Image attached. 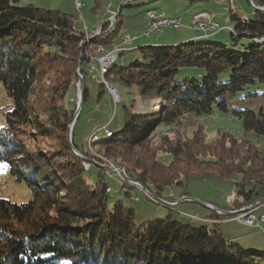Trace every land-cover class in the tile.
Segmentation results:
<instances>
[{"label": "trees", "instance_id": "trees-1", "mask_svg": "<svg viewBox=\"0 0 264 264\" xmlns=\"http://www.w3.org/2000/svg\"><path fill=\"white\" fill-rule=\"evenodd\" d=\"M249 1L250 17L227 6L233 22L226 27L228 36L209 38L222 30L218 23L210 33L200 29L204 39L146 44L122 52L117 59L132 50L140 57L125 66L114 61L103 77L113 86H135L147 106L131 111L133 105L124 104L121 129L105 126L104 137L96 133L93 147L87 145L85 151L75 141L79 115L69 136L78 100L71 81L78 80V68L84 79L82 108L88 96L82 51L115 41L121 9L112 24L100 23V34L85 38L71 14L0 0V82L12 100L0 126V160L13 165L11 173L25 181L32 194L31 200L20 203L0 198V264H264V251L242 247L223 235L219 221L229 216L210 210L213 224L194 226L172 219L169 212L164 218L136 223L134 208L121 198L108 205L110 188L101 167L96 183L85 179L92 163L88 160L99 166L104 157L123 169L125 177L118 174L120 187L133 188L131 182H139L173 203H163L167 207L177 200L162 192L177 186L180 197L189 196L185 181L195 175L235 178L234 203L216 207L223 212L264 198V150L249 139H264V10L255 8L264 6V0ZM47 72L60 76V82L52 92L40 88L36 102L34 89ZM239 92L241 99L262 96V105L254 111L229 103L228 96ZM69 94L76 98L63 104ZM214 109L237 118L242 135L220 131L208 142L201 124H196L192 138L161 134L160 143L151 146V136L161 133L160 128L177 132L192 114H211ZM158 152L171 156L168 165L156 159ZM201 164L217 168L201 172ZM189 217L201 220L195 214Z\"/></svg>", "mask_w": 264, "mask_h": 264}, {"label": "rangeland", "instance_id": "rangeland-1", "mask_svg": "<svg viewBox=\"0 0 264 264\" xmlns=\"http://www.w3.org/2000/svg\"><path fill=\"white\" fill-rule=\"evenodd\" d=\"M27 2H31L36 6H42L43 8L47 9L48 7L53 5L58 7L59 10L73 15L75 26L80 27L79 29L83 31H86L87 35L91 34L93 26L97 27L101 22L108 20V17H106L108 13L115 14L117 10H119V6L123 2H125L126 5L120 8L121 26L119 28L118 34L115 37L116 42L120 41L125 30H127V32H130L131 34L139 33L140 30L143 29L144 23L146 21L145 12L150 8L162 10L168 16L178 15L176 17H179L182 20V27L166 28L159 34L160 37H169L167 38L169 39L168 41H172V39L175 38L176 42H173L174 44L181 43V41L176 37H178L184 30L183 22L185 21V16H182V13L186 10L188 11L189 9H194L196 11H200L201 13L206 11L212 13L213 15L217 14L218 22H221L222 20H228L230 24H232L233 22H231L227 13L226 8L228 5H230L231 9L234 12L239 13L240 15H242V10H246L248 12H251L253 10V6L251 5L249 0H120V2L119 0H100V3L98 2L99 4H97L96 0H83L84 5L80 9L82 19H79L78 13L76 12V9L74 8L71 0H19L18 4H26ZM223 33L225 35L227 34V36L229 35V32H227V30H223ZM243 41L248 42L249 40L248 38H244ZM106 47L109 48L108 46ZM130 47H127V49H129ZM132 48L134 47L132 46ZM82 52V57L84 56L83 62L86 66L87 63H85V58L86 56H88L87 53L89 54L93 52H90V50H84ZM139 57L140 55L136 50L127 51L121 57L116 59L114 63L120 66H125L135 59H138ZM80 59L82 58L80 57ZM75 72L78 80H76V78H73L71 81V87L72 90L75 89L78 98V104L79 98L82 97L81 92L84 79L82 78L78 68L75 70ZM103 76L96 71L89 72L86 68L85 83L88 88V96L84 101L82 108H80L78 121L74 130L76 143L81 149L85 151L86 149H88V147L92 148L93 142L97 140L94 139V137H90L94 135V133H97L100 138L104 137L105 130L103 129V127L106 126L111 131H117L121 129L124 122V104L128 106H131L132 104L133 106L130 107L131 111H137L139 110V107L141 108L147 106L145 102L143 103L140 100L138 91L135 86H113L110 85V82ZM59 82L60 76L56 74L53 75L51 72H47L42 79V85H38L34 89L33 94L38 95L35 99L36 102H40V88H47L48 90L51 89L50 92H52V87H55L57 84H59ZM101 83L102 86H100ZM99 91H103V93L99 94L98 97ZM47 94L49 95L47 96V98H50V93ZM241 94L242 93L239 92L235 95L228 96V102L235 103L238 108H247L254 111H257L262 105V96H255L252 98L245 97L244 99H241ZM118 95L121 96L120 101H118ZM72 96L73 98H76L74 94H69L64 98L63 104L71 100ZM38 106H40L39 103ZM11 108L12 100L6 95V92L0 82V126L4 125L6 114ZM183 123L185 125L177 132L167 130L165 127L160 128L161 133L151 136V146H157L160 143L159 138L161 134L167 138H173L174 136L181 139L192 138L193 133L197 129V127L195 126L196 124H201L202 132L205 135V140L208 142L216 139L220 131H229L236 136L242 135L240 121L231 113L222 112L216 109H214L211 114H192L189 117V121H183ZM69 136L71 137L70 133ZM249 139L253 142H257L260 148L264 150V139L256 137H249ZM90 152L94 155H97L92 150ZM170 157L171 156L165 152H158L156 154V159L164 165L169 164V162L171 161ZM102 160L106 161L107 164L112 165V162L104 159V157H102ZM178 161L179 164H183L182 159H179ZM191 162L197 164L195 160ZM87 165L88 162L84 163V167H88ZM185 165L186 163L183 165V167H185ZM213 165L214 164H201L199 165V171L204 172L205 170H207V172H209L210 170H214L210 168H217L213 167ZM12 166L13 165L8 161L0 160V198H4L17 203L27 202L32 199L31 191L25 181L17 180L16 177L11 173ZM100 167L102 168L103 181L110 188V191L107 193L108 205L112 206L117 199L121 198L122 202L125 205L132 206L134 208V220L136 223L147 219L164 218L168 215L169 212H171V218L174 220L190 223L194 226L201 225V220H205L211 222L212 225L213 220H211L208 216L206 218H202V216L205 215L204 212H207L206 215H208L211 211H214L215 214L229 216L228 218L219 221L221 232H223V235H225L226 238H235V241L242 247L257 251H264L263 230L261 228L248 226L240 222L241 214L247 211L243 210L240 212V209L244 206L239 209L227 210L225 212L216 208H227L229 207V204L231 206L234 203L233 200L235 178L220 179L211 175L190 176L185 181V188L189 196L183 197H189L191 199L181 201V199L183 198L180 197L181 188L177 186L172 187L173 189L168 187L162 192L161 195L166 197L170 195V193H172L173 198L177 200V203L174 207H167L164 204L173 205V203H169V201L167 200L166 202H164V204L156 201L151 196V194L147 192L143 187H141L137 182L133 181L134 184L138 185L133 188H129L126 186L120 187L123 182L120 176L125 177V175L124 173L116 169L114 170L108 167L97 166L96 164L91 163L90 169H87L85 172V179L88 184L96 183L97 173ZM117 172L120 174V176H118ZM219 172L222 173V170H220ZM126 191H129V196H125ZM228 200H230L229 204ZM262 202L264 203V198H262L260 201L258 200L253 202L255 207L260 208L251 211L252 214L258 215L262 206ZM212 206H214L216 209H212ZM208 207L209 209H207ZM194 214L197 215L201 220L192 219L189 217V215ZM262 226L264 227V223L262 224Z\"/></svg>", "mask_w": 264, "mask_h": 264}, {"label": "built area", "instance_id": "built-area-1", "mask_svg": "<svg viewBox=\"0 0 264 264\" xmlns=\"http://www.w3.org/2000/svg\"><path fill=\"white\" fill-rule=\"evenodd\" d=\"M72 3L74 5V8L76 9V12L78 13V18L82 19L80 9L84 5L83 0H72ZM145 13L147 16V28L144 32V35H150V34L159 35L160 32H162V30L166 28H178L181 26V21H174V20H168L167 18H162L161 11L153 10L152 8H150L147 9ZM151 15H158V23H151ZM114 18H115V14L111 13L107 21L112 24L114 22ZM188 27L193 29L194 28L201 29L206 33H210L211 31L217 29L219 27V24L217 21H215V19H213V14L208 12H202L199 15H195L189 21ZM93 32H101V26H97L93 28L91 33ZM84 33H85V38H87L88 35L86 31H84ZM133 40H134L133 36H131L128 33H124L120 41L119 42L115 41L113 44H109L108 45L109 48L102 45L100 46V48L96 49L93 53V60L87 61V63H94L95 70H98V72H103L104 65L107 64L109 60L117 59V57L122 52L127 50V47L132 45ZM103 129H105V127H103ZM95 136L96 133H94V135L90 137H95ZM131 183L134 186H138L135 185L133 182ZM261 205L262 206L258 215H254L251 213V211L260 208V207H255L253 203L241 208L240 212L243 210H247V211L241 214L240 222L248 226L261 228L264 232V227L262 226V224L264 223V203L262 202Z\"/></svg>", "mask_w": 264, "mask_h": 264}, {"label": "crops", "instance_id": "crops-1", "mask_svg": "<svg viewBox=\"0 0 264 264\" xmlns=\"http://www.w3.org/2000/svg\"><path fill=\"white\" fill-rule=\"evenodd\" d=\"M72 1V0H71ZM26 2V1H25ZM119 2H120V0H119ZM27 3H31V2H27ZM99 3H100V0H99ZM42 7V6H41ZM120 7V6H119ZM48 8H54V9H58V7H56V6H50V7H48ZM226 8V7H225ZM119 9V8H118ZM227 9V8H226ZM59 10V9H58ZM61 11V10H60ZM206 12V11H205ZM199 13H201L200 11H196V10H194V9H189L188 11L186 10V11H184L183 13H182V16H185L184 18H185V21L183 22V28H184V30H183V32L182 33H180V35L178 36V37H176V38H178V40H180V41H185V40H196V39H204L205 38V35L203 34V32L200 30V29H193V28H190V27H188V24H189V21L195 16V15H197V14H199ZM208 13H210V12H208ZM252 11L251 12H248V11H246V10H242V15L241 16H243V17H250L251 15H252ZM110 14L111 13H108V15L106 16V17H109L110 16ZM212 14V13H211ZM171 16H178V15H171ZM146 18H145V23H144V27H143V29H141L140 30V32L139 33H137V34H131L130 32H127V30H125L124 31V33H128V34H130L131 36H133L134 37V40H133V42H132V45H131V47L133 46L134 48H136V47H138V46H140V45H146V44H165V43H173V42H176L175 41V38L174 39H172V41H168L169 39H167V38H169V37H160V35H155V34H150V35H144V32H145V30H146V28H147V16H145ZM213 18L218 22V18H217V14L216 15H213ZM107 21V20H106ZM228 21V20H227ZM221 21V22H218L219 24H220V26L222 27V30L221 31H219V32H217L216 34H214V35H211L209 38H220V37H222L223 35H224V33H223V30H226V27H229V26H231V24H230V22L228 21ZM87 26V25H86ZM95 26H93L92 28H94ZM180 27H182V20H181V26ZM180 27H178V28H180ZM77 28H80V27H77ZM92 28H91V30H92ZM88 30V29H87ZM92 32V31H91ZM123 33V34H124ZM93 34V33H92ZM115 42V41H114ZM114 42H112V43H114ZM111 43V44H112ZM130 47V48H131ZM229 201L230 200H228V204H229ZM229 206H230V204H229ZM207 209H209V207L207 208ZM204 216H202V218H204V217H206V216H208V215H206L207 214V212H204ZM203 223H205V224H211V222H209V221H202ZM222 223V222H221ZM223 233V232H222ZM227 234V233H226ZM225 236V235H224ZM234 241L236 240L235 238H232Z\"/></svg>", "mask_w": 264, "mask_h": 264}, {"label": "bare ground", "instance_id": "bare-ground-1", "mask_svg": "<svg viewBox=\"0 0 264 264\" xmlns=\"http://www.w3.org/2000/svg\"><path fill=\"white\" fill-rule=\"evenodd\" d=\"M153 10H156V9H153ZM157 11H161V17L162 18H167L168 20H174V21H181V19L179 17H171V16H168L165 14L164 11L162 10H157ZM81 19V18H79ZM214 19V18H213ZM151 23H158V15H151ZM94 35H98L100 34V32H93ZM113 44V43H112ZM100 46L102 45H96L94 49H91L90 52H93L100 48ZM130 47V46H129ZM89 52V51H88ZM93 53H87L88 56H86V63L87 61H92L93 60ZM116 59H113V60H109L107 64L104 65V68H103V72H99L102 76L103 74L107 71V69L109 68V66L115 61ZM87 70L89 72H92V71H96L98 72V70H95V64L94 63H87ZM110 135V132H107V136ZM94 139H97V137L95 136ZM136 185V184H135Z\"/></svg>", "mask_w": 264, "mask_h": 264}, {"label": "water", "instance_id": "water-1", "mask_svg": "<svg viewBox=\"0 0 264 264\" xmlns=\"http://www.w3.org/2000/svg\"><path fill=\"white\" fill-rule=\"evenodd\" d=\"M257 10H264V6H262V7H255ZM120 9V8H119ZM81 63V59H79V62H78V65ZM82 96V95H81ZM80 108H81V97L79 98V102H78V104H77V108H76V112H75V115H74V119H73V121H72V124L70 125V128H69V133L71 134V131H72V128H73V124H74V122H75V120H76V118H77V116H78V114H79V111H80ZM88 161H90V162H92L93 163V160H88ZM106 163V164H105ZM105 163H104V165L103 164H101L100 163V165L99 166H103V167H108V168H111V169H116V170H119L120 172H122V173H124V171H123V169H121V168H117V167H115V166H112V165H110V164H107V162L105 161ZM134 182H136V181H134ZM138 184H139V182H137ZM141 187H143L147 192H149L150 194H151V196L156 200V201H158V202H161L162 204L164 203V202H166V200H162L161 198H159V197H157V195H155V194H153L150 190H148L144 185H141V184H139ZM183 197V196H182ZM191 198H189V197H183L182 199H181V201H186V200H190ZM177 203V202H176ZM205 205V204H204ZM212 209H216L214 206H212ZM217 211V210H216ZM216 222L218 221L217 219L215 220Z\"/></svg>", "mask_w": 264, "mask_h": 264}]
</instances>
